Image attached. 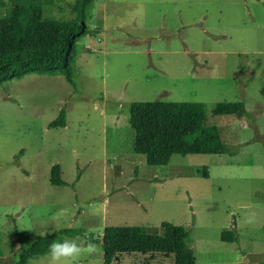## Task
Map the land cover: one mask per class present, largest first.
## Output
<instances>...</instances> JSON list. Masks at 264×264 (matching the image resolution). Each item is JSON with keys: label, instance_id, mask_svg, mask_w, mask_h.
<instances>
[{"label": "rangeland", "instance_id": "1", "mask_svg": "<svg viewBox=\"0 0 264 264\" xmlns=\"http://www.w3.org/2000/svg\"><path fill=\"white\" fill-rule=\"evenodd\" d=\"M76 1L53 0L45 16L70 21ZM88 12L94 34L79 44L75 85L30 75L0 87V264H13L36 233L83 229L88 241L129 226L161 235L164 222L188 231L196 264H241L248 254L263 264L264 0H95ZM156 101L203 103L229 152L148 165L134 151L130 106ZM224 102H244L249 118L214 116ZM63 109L67 126L50 128ZM55 165L66 186L52 185ZM224 231L237 242H222ZM95 245L74 264H104ZM173 262L125 254L113 264Z\"/></svg>", "mask_w": 264, "mask_h": 264}, {"label": "trees", "instance_id": "2", "mask_svg": "<svg viewBox=\"0 0 264 264\" xmlns=\"http://www.w3.org/2000/svg\"><path fill=\"white\" fill-rule=\"evenodd\" d=\"M0 0V87L30 75L64 76L75 85L74 72L79 44L93 35L87 25L88 9L95 0H77L71 5L75 18L59 21L45 16L44 8L53 0ZM64 1V0H59ZM250 114L244 102L218 103L214 116ZM66 111L49 127H66ZM206 106L197 102H144L130 106V126L135 133L134 151L143 155L150 166H167L174 155H224L229 152L219 129L207 124ZM208 177L207 172L204 174ZM54 186H66L61 167L51 171ZM234 229L236 226L234 225ZM83 229H62L39 237L28 247L21 246L13 264H29L37 256H46L55 241L84 236ZM189 233L184 227L164 222L161 235L143 227H106L102 239L88 237L103 245L104 264H113L118 256L163 254L173 256V264H196L187 247ZM223 242H237L232 231L221 234ZM2 252L0 251V257ZM264 264V263H263Z\"/></svg>", "mask_w": 264, "mask_h": 264}, {"label": "clouds", "instance_id": "3", "mask_svg": "<svg viewBox=\"0 0 264 264\" xmlns=\"http://www.w3.org/2000/svg\"><path fill=\"white\" fill-rule=\"evenodd\" d=\"M38 237H46L48 232L36 233ZM96 245L91 241H84L77 237L55 241L49 245L48 258L50 264H74V261L85 251L94 252Z\"/></svg>", "mask_w": 264, "mask_h": 264}, {"label": "crops", "instance_id": "4", "mask_svg": "<svg viewBox=\"0 0 264 264\" xmlns=\"http://www.w3.org/2000/svg\"><path fill=\"white\" fill-rule=\"evenodd\" d=\"M237 229V228H236ZM223 242V241H222ZM224 243H234V242H224ZM250 255V254H248ZM248 255H241L240 257V262L238 263H241V264H251V262L249 261V256Z\"/></svg>", "mask_w": 264, "mask_h": 264}]
</instances>
